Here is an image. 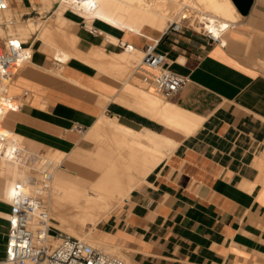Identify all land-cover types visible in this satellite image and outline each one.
<instances>
[{
	"label": "crops",
	"instance_id": "obj_1",
	"mask_svg": "<svg viewBox=\"0 0 264 264\" xmlns=\"http://www.w3.org/2000/svg\"><path fill=\"white\" fill-rule=\"evenodd\" d=\"M15 1L19 5L13 8L20 10L22 0ZM70 16L63 27L76 17L85 22ZM241 16L221 34V43L184 31L153 36L168 69L188 78L172 102L145 81L146 73L155 71L138 67L125 80L100 72L95 66L112 69L105 54L123 52L120 44L103 47L120 33L96 26L93 32L88 25L77 34L64 31L73 38V57L64 65L40 41L39 49L54 59L35 52L32 66L9 87L8 96L20 108L5 115L3 128L24 138L37 134L55 145L46 148L62 154L55 169L62 183L124 205L120 215L104 219L96 234L107 245L128 249L132 259L264 264V0H254ZM126 34L120 43L143 53L148 40L131 43ZM126 85L162 98L167 116L194 128L168 124L156 110L125 94ZM78 128L95 142L93 150L81 146ZM128 130L137 137H129ZM149 139L169 149H156ZM18 172L17 165H4L0 158V259L8 234V223L1 221L8 215V189Z\"/></svg>",
	"mask_w": 264,
	"mask_h": 264
},
{
	"label": "bare ground",
	"instance_id": "obj_2",
	"mask_svg": "<svg viewBox=\"0 0 264 264\" xmlns=\"http://www.w3.org/2000/svg\"><path fill=\"white\" fill-rule=\"evenodd\" d=\"M6 4L7 8L5 10H8L9 0H6ZM44 6L45 8L53 9L56 12L71 11L78 14L84 19L85 22L83 23L88 25L87 27L89 28L93 27L94 22L101 23L106 27H111L121 33H129V35L132 36L133 41H137L140 38H146L151 40L152 44L157 43L158 38L143 32L142 29L145 27H149L156 32L162 33L173 24L188 25L195 31L220 38L221 34L227 28L236 24L242 17L232 0H53V2L48 4L44 3ZM196 12L198 15H195L197 14ZM63 20L64 18H60L59 26L54 24L49 25L46 29V33L59 32V28L63 25ZM101 31L105 33L107 32L103 28ZM22 32L16 30V26H8L7 20H0V35L4 36L6 33H11L14 37L9 39L22 44L21 39L26 42L30 39V36L26 32ZM64 34L67 37V42L70 41L68 43L69 45L66 46L67 42L64 41L63 45H66L59 46L55 51V58L62 65L67 63L73 57L71 51L73 38L65 32ZM22 35L24 36L21 37ZM57 35L54 34V37H57ZM51 37L54 40L53 36ZM111 38L117 40L115 36H112ZM26 52L29 53L31 57L33 56L31 48L26 49ZM107 55H111L110 57L114 59L115 64L124 65L126 70L118 72L122 77L121 79L125 80L128 78L127 70L132 68L131 61L135 60L133 59L135 54L132 56H130L131 54ZM31 60L32 58L26 60L20 65V68ZM20 68H18L17 71ZM13 79L14 78L6 82L8 84V93ZM123 92L132 96V98H135L138 103L156 110L158 116L163 118L168 124L187 131H192L194 128V125L184 123L177 116H167L166 108L168 103L162 98L129 85H126ZM11 107L15 109L20 108L15 101L12 102ZM102 120L108 122V119L105 116L102 117ZM116 127L118 130L123 129L119 123H117ZM1 131L7 135V138L5 141L0 142V158L4 165L11 163L17 165L19 168L18 178L10 184L8 189L7 200L9 205L18 192L28 195H38L43 199L44 204H49L45 206L50 217L53 219L52 226L56 230L70 234L69 236L79 238L93 247L97 246L94 245L95 243H98L106 248L105 250L109 248L118 249L116 246H111L110 244L109 246L105 243H101L100 240H94L92 230L100 221L108 218L110 214L115 213L118 210L119 205H116L106 197L92 193L89 190L64 184L55 174L52 175V172L46 171L47 169L43 170L42 173V180H47V182L44 183L40 181L38 178V173L40 171L38 165L40 160H46L45 164L50 166L55 162L60 163L62 154L46 147H44V149L46 148L47 152L41 154L39 151V147H41L40 144L9 132L8 130H5L3 126ZM127 133L129 137H137V132L135 133L128 130ZM149 142L152 143V146L156 149H169V146L167 147V145L159 142L156 143L153 139H149ZM28 156L32 157L30 163L26 158ZM34 157L36 158L34 159ZM75 193H77V195H75ZM43 196H45L46 199H44ZM89 225L92 226L91 230L85 232L86 230L84 229Z\"/></svg>",
	"mask_w": 264,
	"mask_h": 264
},
{
	"label": "built area",
	"instance_id": "obj_3",
	"mask_svg": "<svg viewBox=\"0 0 264 264\" xmlns=\"http://www.w3.org/2000/svg\"><path fill=\"white\" fill-rule=\"evenodd\" d=\"M6 8V0H0V10ZM180 30L181 25L173 24L165 33ZM208 37L221 43L217 37ZM122 45L125 50L130 46L126 43ZM157 45L158 42L145 46L139 67L157 72H147L145 81L152 83L157 94L172 99L187 86L188 78L168 69L166 55L157 51ZM31 58L24 44L12 39L0 40V142L7 138L1 131L4 116L16 110L11 107L15 100L8 96L6 82L14 77L22 63ZM77 131L84 133L85 130L78 128ZM52 222L40 196L18 192L10 203L5 256L0 259V264H127L120 257L106 254L78 238L56 230Z\"/></svg>",
	"mask_w": 264,
	"mask_h": 264
},
{
	"label": "rangeland",
	"instance_id": "obj_4",
	"mask_svg": "<svg viewBox=\"0 0 264 264\" xmlns=\"http://www.w3.org/2000/svg\"><path fill=\"white\" fill-rule=\"evenodd\" d=\"M10 1H11V5H10L9 9L6 10V11H1L0 12V17H1L0 20H3V21L4 20H7L8 26H10V27L16 26V30H18V31L20 30L21 32L23 31L24 33L26 32L30 36V39L28 40V42L24 41L23 39H21V42H22V44L25 45L26 49L31 48V49L34 50L33 55H34L35 52H37V53L43 54V55H45V56H47V57H49V58H51L53 60L54 58L52 57V55L50 53H47V52H51V53L55 54V51H56V49L59 46L60 47L61 46H65L66 44H67L66 46L69 45L68 43L70 41L67 42L68 40H66L67 37L64 34V31L65 30L68 31V32H71L72 31L73 33L77 34V32L80 31L81 27L84 25L83 22H82V20L80 18H77L76 17L74 22H70L69 21V23H67V25H65L63 27L64 21H65V18L64 17L65 16H67L68 18L71 17L70 14L73 13V12H71V11H64V12L63 11H59V12H56L53 9H47V8H45L44 3L48 4L50 2H53V0H34V1L32 0L33 4H31L30 0H22V2L20 3V6H21V9L20 10H15L13 8V7H16V6L19 5L15 0H10ZM237 11L239 12L238 9H237ZM73 14H75V13H73ZM76 15H78V14H76ZM195 15H198V13L195 14ZM60 18H64V20H63V25L59 28V32L56 31V32H53V33L52 32L46 33V29H47V27L49 25L54 24L56 26H59V20H60ZM241 19H242V17H241ZM79 21H80V23H79ZM95 23L96 22H94L93 27L96 26L99 31L102 28L105 31L109 30V28H110L112 31L117 32V33H120V34H118L119 39H117V40L111 39L112 42L111 41L109 42L107 36L105 35V37L107 38V40L104 42V45H103V47L105 49L108 48L109 45H117V44H120L121 45V49L123 51L120 54H126V55L127 54L128 55L131 54L130 56H132V55L135 54V57L133 58L135 60H132L131 61L132 62L131 63V67L132 68L130 70H127V74H128V76L130 74V76H129V78H130L131 75L140 66L144 54L142 52H138L139 49L135 48L133 44H128L130 46L127 48V50H125V47L122 45V44H124V42L122 44L120 43V35L121 34H124V33H121V32H119V31H117V30H115V29H113L111 27H108V26H107V28L106 27H102L98 23H96V24ZM238 23H236V24H238ZM142 31H145V32H147L148 34H150L152 36H156L157 35V32L155 30H152L149 27H145L144 29H142ZM180 31L190 32V33H193V34H196V35L197 34H204V33L195 31L193 28H191L188 25H181V30ZM54 34L55 35L58 34L57 37L59 38V40H58L57 37H54ZM50 35L53 36L54 40L52 39V37ZM158 35H161V34H158ZM205 35H207V34H205ZM23 36L24 35H22L21 37H23ZM126 36L130 39L131 43L132 42H135V41L131 40L129 34H126ZM13 37L14 36H12L11 33H6L4 36L0 35V40L5 41V40H7L9 38H13ZM55 40H56V43H55ZM146 40H148V42H149L148 44H150V43L152 44L151 40H149V39H146ZM40 41H42L43 43H45L47 45V49H46L47 52L41 51L39 49V47H40ZM59 41L61 42L62 45L60 44ZM64 41L67 42V43L63 45V42ZM77 42H78V39L76 38L75 45L77 44ZM77 46H78V44H77ZM102 56H103V54L101 55V57ZM107 58H108L107 61L110 63V66L112 67L111 71H108L109 69L107 71H103V70L99 69L97 66H95V65L94 66L100 72H102V73H107L109 75H113L114 77H116L118 79L122 78L121 75L118 72L119 71L126 70L125 67H124V65H120V64L117 65V64H115L114 59L112 57H110L109 55H107ZM28 63L24 64L16 72V74L14 75L13 78L18 77L20 74H22L24 72L23 70H26L29 66H32V60L30 62H28ZM100 66H101V68L103 67L102 65H100ZM104 68L105 67H103L102 69H104ZM134 69H135V71H134ZM260 69L264 70V66L261 65L260 66ZM56 72H58L59 75L61 74V71H59V70L56 71ZM163 98L165 100H168V101H171L172 102V99H166L165 97H163ZM84 134H85V131H84V133H82L81 135H79L80 138H82L81 146L84 147L86 150H93L95 148V145H96L95 142L89 141V140L85 139ZM26 138L27 139H31V140H33V141H35V142H37V143H39L41 145V147H39V151H40L41 154H45L47 152L46 151L47 149L46 148L44 149V147H50V148H53V149H57L55 147V145H53V144H50V143H47L46 144L45 141H43L39 137V135H37V134H29V135L26 136ZM150 151L152 153L158 154L159 157H163L162 154H159L158 152H156L154 150H150ZM26 158L28 159V162L30 163V161L32 160V157L28 156ZM35 158L36 157H34V159ZM263 158H264V153H263ZM45 161L46 160H40L39 165H38L40 167V171L38 173V178H39L40 181H42L44 183L47 182V180L46 181H43L42 180L43 170H46L47 169L46 171L52 172V175H54L55 174V169L60 165L59 162H55L54 164H52L50 166H47L48 164H45ZM67 172H69V171H67ZM262 183L264 184V173H263V181H262ZM102 193L104 195L105 194L108 195L109 194V191L107 189L106 190L103 189ZM75 195H77V193H75ZM43 198L46 199L45 196H43ZM45 205H49V204L45 203ZM61 205H66V204H61ZM123 207H124V205L121 204L120 207H119V209L115 213L111 214L110 217H115V216L120 215V213L122 212ZM9 209L10 208L8 206V208H7V210H8V213L7 214L8 215H6L2 219V221H1V223H3L4 225H7V223H8ZM107 220H102V222L100 221L96 225V227L94 228L95 230L94 229L92 230V236H93L94 240H97V241L100 240L98 238L97 234H96V231L98 230L100 232V229H102L104 227V223ZM91 228H92V226L89 225L84 230H86L85 232H89L91 230ZM62 233L66 234L68 236L70 235V234H67L65 232H62ZM100 242L103 243L101 240H100ZM94 245H97V246H94V247H96L97 249L102 250L103 252H105V253H107L109 255H112V256H116L117 255V257H120L121 259H123L127 264H151V263H149L150 262L149 261L150 259H145L144 260V259H141V258H138V259H132V258H130L128 256L129 250L128 249H125L123 247L121 248L120 245H119V248L118 249H111V248H109L107 250H105L106 248H104L102 245H100L98 243H95ZM132 253H134V252H132Z\"/></svg>",
	"mask_w": 264,
	"mask_h": 264
},
{
	"label": "water",
	"instance_id": "obj_5",
	"mask_svg": "<svg viewBox=\"0 0 264 264\" xmlns=\"http://www.w3.org/2000/svg\"><path fill=\"white\" fill-rule=\"evenodd\" d=\"M242 15H247L253 5L254 0H232Z\"/></svg>",
	"mask_w": 264,
	"mask_h": 264
}]
</instances>
